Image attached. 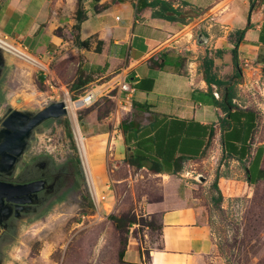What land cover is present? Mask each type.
I'll return each mask as SVG.
<instances>
[{
	"label": "rangeland",
	"instance_id": "374dc122",
	"mask_svg": "<svg viewBox=\"0 0 264 264\" xmlns=\"http://www.w3.org/2000/svg\"><path fill=\"white\" fill-rule=\"evenodd\" d=\"M75 10L76 0L64 3L67 21ZM213 22L203 21L192 35L190 29L187 30L194 45H198V31L203 30L209 37L205 46L213 50L212 30L215 34L222 30L219 25L209 28ZM60 34L68 39L67 47L71 48L73 37L62 30ZM220 42L218 46L222 45ZM14 44L26 53H36L31 46L26 50L17 41ZM203 54L199 52L192 60L199 61ZM227 57L224 54L222 59L217 58L216 70L222 78H227L232 71V67L227 68L232 66ZM3 58L1 119L8 108L34 113L58 101H65L68 114L45 121L36 128L23 155L24 160L40 155L50 157L57 164L60 186L45 207L18 220L11 236L0 240V264L147 263L149 250L160 244V214L155 204L165 192L185 191L190 195V202L195 200L205 207L216 244L215 257L209 259V264H264V176L259 175L255 182L249 181L248 159L235 162L222 151L219 139L211 136L202 155L184 160L175 174L154 173L149 163L138 168L127 159L130 147L124 142L119 125L123 120L142 124L147 115L134 110L130 100L119 95L118 83H108L107 77L98 80L84 73L82 78L90 76L91 81L73 89L79 75L77 69L81 67L75 54L35 57L41 65L9 51ZM260 89L250 84L237 87L236 104L256 111L253 138L264 147L262 85ZM94 91L92 103L76 105L81 97ZM75 128L94 170L96 198L87 183L73 134ZM257 163L250 172L254 180L259 172ZM219 194L222 201L217 204L214 199ZM114 218L120 221L115 222ZM124 243L126 251L120 260L119 251Z\"/></svg>",
	"mask_w": 264,
	"mask_h": 264
},
{
	"label": "crops",
	"instance_id": "0c3cea01",
	"mask_svg": "<svg viewBox=\"0 0 264 264\" xmlns=\"http://www.w3.org/2000/svg\"><path fill=\"white\" fill-rule=\"evenodd\" d=\"M66 1L0 0V33L26 50L33 47L34 54L22 50L40 65L37 56L52 58L59 53L75 54L81 66L77 71L82 70L98 80L107 77L108 83L131 86L133 91L128 99L131 105L135 101L150 106L149 110L132 107L147 115L146 121L140 124L145 136L165 137L171 141L179 135L175 139L183 143L179 145L181 150L190 149V153L196 154L190 158L200 157L212 136L219 139L222 151L235 162L249 160L250 182L259 178L264 147L253 138L254 127L251 130L257 123V113L247 105L238 104L232 113L234 119L230 120L215 103L219 92L214 84L208 85L205 80L204 61L212 60V73L216 78L228 79L234 71L232 50L235 48L243 74L239 86L250 84L259 90L262 85L264 90V0H254L250 16V0H165L183 13L185 23L154 16V11H160V5L150 3L156 0H85L86 19L79 30L74 29L75 34L72 33L75 11L67 21ZM205 20L206 23L214 21L209 28L219 25L222 29V33L217 34L212 30L213 50L205 46L209 38L206 32L198 31V45H194L187 31L190 29L192 35ZM248 22L250 27L235 46L231 36L244 29ZM61 30L73 37L71 48L67 47L69 41L60 34ZM85 40L89 41L88 46L81 44ZM219 41H222L221 46H218ZM97 46H100L99 51ZM201 51L204 54L200 60L193 61ZM224 54L232 63L227 67H232L227 78H222L216 70L217 58L222 59ZM119 95L126 99L127 92L119 91ZM227 118L230 125L221 126V121ZM186 133L195 136L187 138ZM187 141L191 145H186ZM256 161L259 172L254 180L250 172ZM189 196L187 191L165 192L155 204L160 214V244L149 250L147 263L141 261L143 254L140 255L141 263L209 264V259L215 257L216 244L205 207L195 200L190 202Z\"/></svg>",
	"mask_w": 264,
	"mask_h": 264
},
{
	"label": "trees",
	"instance_id": "16d2710c",
	"mask_svg": "<svg viewBox=\"0 0 264 264\" xmlns=\"http://www.w3.org/2000/svg\"><path fill=\"white\" fill-rule=\"evenodd\" d=\"M83 1L85 0H77L75 17H74L75 24L73 25V28L75 30H79L81 23L86 19V12L83 7ZM154 4L160 5V11H154L153 12L154 16L163 17L170 21L177 20L180 21L181 23H185L184 18L181 16L183 13L177 10L176 8H173V6H171L169 2L165 0H156L150 3L151 6H153ZM254 6H255L254 0H250L249 16L253 11ZM249 27H250V23L248 22L244 29L237 30L234 34V37L231 36L233 39H235V46L236 43L244 37L245 31ZM75 42L77 44L79 43V40L76 37H75ZM81 44L83 46H88L89 41L85 40ZM96 49L99 51L100 46H97ZM236 52L237 51L234 48L232 50L234 71L233 74L228 79L216 78V76L212 73V60L210 58H207L204 61L205 80L208 85L214 84L217 87V91L219 92V98L215 99V103L225 112V115L230 120L234 119L232 118V113L235 109L238 108L236 104L237 103L236 99L239 97V95L237 94V87H239V84L243 80V74L239 66ZM82 75H84V72L82 70H79L78 78L73 83L72 86L73 89L79 88L81 85H85L91 81L90 76L88 77L84 76L82 78ZM73 99H76V97ZM132 107L141 110L150 109L149 108L150 106L148 104L138 103L135 101H132ZM228 118L226 120L221 121V126L230 125ZM253 127L255 128V126L252 125L251 130ZM119 128L123 135L124 142L130 147L128 149L127 159L132 165H135L138 168H141L145 166V164L149 163L148 165L149 169L154 173L175 174L181 169L182 167L181 163L184 160H187L190 157H196V154L189 152L190 149L181 150V147H179V145L181 146L182 142L180 141L178 143V141L175 139L179 135L173 137L174 139H171V141L170 138L165 139V137H162L160 139L158 138V136H155L153 138L147 137L145 136V134L142 133V131H140V124L133 120L121 121ZM212 132L213 129L211 130L210 135ZM185 135L187 138H193L192 136H195V134H191V133H186ZM69 136L70 137L72 136L71 133H69ZM202 137L204 138L205 135H202ZM186 143H187L186 145H191L189 141H187ZM259 174L261 176H264V170L260 171ZM214 187H217L216 183H214ZM214 200L217 204H219L222 201L221 194H219V196ZM114 220L115 222L120 221L117 218H114ZM123 246H124L123 249L119 251L120 260H123V257L125 255L126 243H124Z\"/></svg>",
	"mask_w": 264,
	"mask_h": 264
},
{
	"label": "water",
	"instance_id": "95a60500",
	"mask_svg": "<svg viewBox=\"0 0 264 264\" xmlns=\"http://www.w3.org/2000/svg\"><path fill=\"white\" fill-rule=\"evenodd\" d=\"M4 53H7V51L0 46L1 65H4ZM67 114L65 101L52 102L34 113L9 108L0 129V173L10 175L13 172L17 162L25 154L36 128L45 121L57 119ZM73 134L75 137L74 131ZM43 184L44 181L27 184L0 182V208L4 206L5 201L16 204L25 203L26 201L21 199V196L36 193L42 189Z\"/></svg>",
	"mask_w": 264,
	"mask_h": 264
},
{
	"label": "flooded vegetation",
	"instance_id": "af4514ba",
	"mask_svg": "<svg viewBox=\"0 0 264 264\" xmlns=\"http://www.w3.org/2000/svg\"><path fill=\"white\" fill-rule=\"evenodd\" d=\"M3 68V65L0 64V81ZM7 110L2 119L0 117V129L1 123L7 115ZM58 171L57 164L50 157L40 155L32 160H24L22 157L10 175L0 173V182L4 183L27 184L35 181H44L41 190L29 196H21V199L26 201L25 203L4 202V206L0 208V240L11 236L18 220L37 213L52 200L53 195L60 186Z\"/></svg>",
	"mask_w": 264,
	"mask_h": 264
},
{
	"label": "bare ground",
	"instance_id": "6f19581e",
	"mask_svg": "<svg viewBox=\"0 0 264 264\" xmlns=\"http://www.w3.org/2000/svg\"><path fill=\"white\" fill-rule=\"evenodd\" d=\"M0 46L3 49L10 51L11 53L17 55L18 57L23 58V59L31 62L32 64L40 65V63L37 62L33 57H30L28 54H26L22 50V48L14 45L10 42H5L1 37H0ZM92 102H93V97H92V94L90 92V93H87L84 97H81L75 103L79 107L82 105L90 104ZM72 121H73V123H75V118H74L73 114H72ZM75 136H76L77 146H78V150H79V153L81 156L82 164L84 167V171L86 174L87 183H88L90 189L92 190L94 197L96 198V191L94 192L95 187H94V182H93L94 170H93L92 164L89 160V157L87 155L86 148L84 147L83 142L81 140V136L79 135V132L76 128H75Z\"/></svg>",
	"mask_w": 264,
	"mask_h": 264
},
{
	"label": "built area",
	"instance_id": "2783aa9c",
	"mask_svg": "<svg viewBox=\"0 0 264 264\" xmlns=\"http://www.w3.org/2000/svg\"><path fill=\"white\" fill-rule=\"evenodd\" d=\"M0 37L5 41V42H10L12 44L15 43V41L13 39H11L10 37H8L7 35H4V34H1L0 33ZM15 45V44H14ZM20 47V46H19ZM119 85V91H125L127 92V96H126V99L128 100L129 97H130V93H132L133 89L131 88V86H129L128 84L126 83H120L118 84ZM93 91V90H92ZM95 91L94 93L91 92L92 94V97H93V100L95 99Z\"/></svg>",
	"mask_w": 264,
	"mask_h": 264
}]
</instances>
